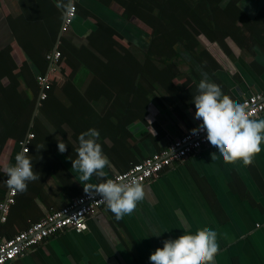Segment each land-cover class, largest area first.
Instances as JSON below:
<instances>
[{"label":"crops","instance_id":"crops-1","mask_svg":"<svg viewBox=\"0 0 264 264\" xmlns=\"http://www.w3.org/2000/svg\"><path fill=\"white\" fill-rule=\"evenodd\" d=\"M23 1L24 7L28 8L37 0H0V53L13 71L18 72L27 65L38 76L36 65L24 50L27 34L16 22V18L23 14ZM50 1L38 4L40 9L48 7L55 14H61L59 37L72 0ZM74 2L77 15L67 33L74 45L88 46V36L102 24L109 27L114 37L140 60V51L148 49L154 28L137 17L128 18L125 7L115 1L110 6L100 0ZM220 4L224 9L232 6L240 12V19L235 24L240 29L230 31L222 44L200 36L201 49L204 48L212 59L210 64H200L184 46H177L180 55L175 59L179 71L174 79L175 86L166 90L157 87L149 96L150 103L144 117L131 107L134 118L127 126L118 125L114 117L116 112H122L115 105L117 100L125 97L120 95L122 90L113 93L112 97L107 96L108 93L104 95L99 91L97 77L80 68L72 82L91 105L80 109L71 105L61 91L71 78V69L62 62L53 65L49 71L48 63L47 73H50L54 88H58L56 94L64 103L60 108L65 116L63 119L69 114L78 115L77 110L80 109L79 113L86 116L87 112L94 117L100 116L104 124L103 128L97 129L100 133L98 143L112 167L104 169L105 177L94 175L86 182L87 185L106 182L198 128L202 121L194 118L193 97L198 94L201 80L220 85L224 94L238 103L252 94L264 92V0H220ZM59 45L57 38L52 51L59 50ZM4 84L7 85L8 80L4 79ZM21 90L30 95L24 84ZM40 94L41 87L37 100ZM6 105L0 99V134L11 125L5 126L2 122V116L9 114L4 110ZM23 116L18 119L20 126L24 124ZM259 118H264V114ZM30 122L26 116L28 126L24 138L17 141L8 139L1 151L0 203L8 196L4 169L15 164L14 157L21 151L20 142L28 138L34 125L31 127ZM112 122H116V126L111 125ZM40 127L51 134L54 146L62 142L67 145V151L61 154L56 149L54 156L39 152L40 179L30 182L26 192L17 193L5 222L1 221L0 212V235L5 238L16 236L51 210H59L75 198L88 194L78 180L80 173L72 170V161L77 158L79 135L92 126L86 129L79 127L75 131L67 123L57 128L43 119ZM114 130L116 133L111 135ZM63 131L65 138L61 134ZM123 131L129 136L125 140L126 146H120L119 142L114 144L111 136L118 137ZM261 148L253 164L245 166L242 162L225 164L217 148L212 145L205 147L144 183L145 198L131 215L117 220L105 205L88 219L85 231L67 228L31 248L13 264H151L150 255L158 247H163L165 239L178 238L187 231L194 234L202 228L217 232L220 251L214 264H264V144ZM213 152H216V159L212 161ZM157 232L162 235L152 236Z\"/></svg>","mask_w":264,"mask_h":264},{"label":"trees","instance_id":"trees-1","mask_svg":"<svg viewBox=\"0 0 264 264\" xmlns=\"http://www.w3.org/2000/svg\"><path fill=\"white\" fill-rule=\"evenodd\" d=\"M40 1L37 0L28 5V8L24 7L23 1V14L16 18V22L27 34V43L24 46L27 57L34 62L39 74L46 75L49 63L46 54L52 51L57 41L61 14H55V11L48 7L40 9L38 4ZM100 1L107 6L115 1L122 8L125 7L128 18L137 17L148 27L154 28V33L150 34L148 49L140 51L139 60L137 55L114 37L109 27L102 24L88 36V46L77 47L68 39L69 30H67L63 32L59 45L58 51L61 53L59 65L62 62L68 65L71 69V78L61 91L67 96L71 105L80 109L90 108V100L84 98L72 82V77L77 71L85 68L97 77L100 84L99 91L104 92V95L108 93L107 96L112 97L113 93L116 94L122 90L120 95L125 97L115 102L116 108L119 107L118 109L122 112L114 114L117 124L122 126H127L134 118L131 107L137 109L144 117L150 103L149 96L157 87L166 90L175 86L174 79L179 74L175 59H178L180 55L176 49L177 46H184L200 64H210L212 59L204 48L201 49L200 36L204 35L208 40H216L222 44L226 35L231 33L230 31L240 29L235 27L240 19V12L232 6L224 9L221 7L220 0ZM24 69L18 72L13 71L0 53V99L7 104L4 110L9 112L2 116V122L5 126L11 124L5 127L3 134H0V154L8 139L17 141L24 138L28 126L26 116L30 120L35 109L40 85L37 76L29 70L27 65ZM60 70L64 73L62 67ZM50 76L49 73L50 88L46 90L47 98L39 106L38 115L31 129L35 137L30 152L26 154L32 161L33 170L37 172L41 164L39 152L54 156L55 150L58 149V146L52 143L51 134L40 127L43 119L57 128L62 123H67L75 131L79 127L84 129L88 126L95 129L104 127L100 116L94 117L88 112L86 116L84 113H79L80 109L77 110L78 115L69 114L63 119L65 116L60 108L64 106V103L56 94L58 88H54ZM4 79L8 80L7 85L4 84ZM22 84L30 91V95L21 90ZM22 114H24V124L20 126L18 119ZM111 125L116 126V122H112ZM122 133L118 137L111 136L114 144L118 145L117 142H119L120 146H126L125 140L129 136L124 134L125 131ZM61 134L65 138L64 131Z\"/></svg>","mask_w":264,"mask_h":264},{"label":"clouds","instance_id":"clouds-1","mask_svg":"<svg viewBox=\"0 0 264 264\" xmlns=\"http://www.w3.org/2000/svg\"><path fill=\"white\" fill-rule=\"evenodd\" d=\"M198 94L193 97L195 119L202 121L198 128L192 129L193 135L206 132L207 141L218 149L225 164L242 162L250 166L254 157L261 151L264 144V118H253L247 106L224 94L220 85L201 80ZM100 133L92 128L79 135L77 158L72 161V170L80 173L78 180L84 185L85 191L101 197L107 208L117 220L131 215L139 202L145 198V188L139 179L117 182L107 179L99 185H87L94 175L98 178L106 176L104 169L111 168L108 156L98 143ZM61 154L67 151V145L58 142ZM26 151L16 154L15 164L7 166V185L19 193L26 192L30 182L40 179L38 172L33 170L31 159ZM212 161L216 152L211 153ZM161 233L152 236L160 237ZM220 251L217 232L209 229H198L194 234L190 231L175 239H165L163 247H158L149 257L151 264H214L215 256Z\"/></svg>","mask_w":264,"mask_h":264},{"label":"built area","instance_id":"built-area-1","mask_svg":"<svg viewBox=\"0 0 264 264\" xmlns=\"http://www.w3.org/2000/svg\"><path fill=\"white\" fill-rule=\"evenodd\" d=\"M74 1L72 0L66 10L62 23V32L70 29L77 15V5ZM60 58L61 53L58 50L46 54V59L50 64L49 71L52 70L53 65L59 63ZM48 75L49 73L37 76L38 84L43 90L39 96L40 104L47 98L46 90L50 88ZM240 103L247 106V111L253 118H259L264 114V92L252 94ZM206 135V132H201L198 135H193L192 131L185 133L173 140L166 148L145 158L111 179L117 182H127L135 178L139 179L143 184L147 183L159 177L164 170L174 163L181 162L189 156L200 152L203 148L210 146L211 144L207 141ZM34 137V134L30 133L25 141L20 142V152L27 150L26 154L29 153L31 141ZM17 193V191L8 187V196L0 203L1 221L5 222L7 220L9 210L15 204ZM105 205L101 197L95 196L91 192L75 198L59 210H51L43 219L32 223L26 230L14 237L5 238L0 235V264H13L19 257L24 256L28 250L67 228H72L77 232L85 231L88 228V219L96 215Z\"/></svg>","mask_w":264,"mask_h":264},{"label":"water","instance_id":"water-1","mask_svg":"<svg viewBox=\"0 0 264 264\" xmlns=\"http://www.w3.org/2000/svg\"><path fill=\"white\" fill-rule=\"evenodd\" d=\"M62 35H63L62 32H60L59 37H58V43L60 42V38L62 37ZM42 91H43V90L41 89V92H42ZM39 106H40V98H38V100H37L35 110H34L33 115H32V117H31V122H30L31 127H32V125H33V123H34V120H35V118H36V115H37V111H38Z\"/></svg>","mask_w":264,"mask_h":264}]
</instances>
